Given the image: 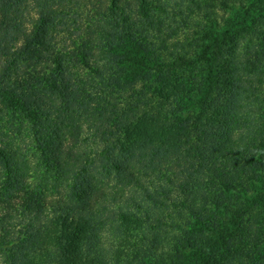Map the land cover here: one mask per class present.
Instances as JSON below:
<instances>
[{"label": "trees", "instance_id": "obj_1", "mask_svg": "<svg viewBox=\"0 0 264 264\" xmlns=\"http://www.w3.org/2000/svg\"><path fill=\"white\" fill-rule=\"evenodd\" d=\"M223 3L0 0V264H264L262 103L167 43Z\"/></svg>", "mask_w": 264, "mask_h": 264}, {"label": "rangeland", "instance_id": "obj_2", "mask_svg": "<svg viewBox=\"0 0 264 264\" xmlns=\"http://www.w3.org/2000/svg\"><path fill=\"white\" fill-rule=\"evenodd\" d=\"M218 6V5H217ZM243 3L242 7L238 4H222L216 9L213 19L198 21L194 27L181 30L177 38L170 37L168 44L176 47L171 58L178 66L175 75L184 77L201 73V67L191 68L187 66L192 58L191 45L195 46L197 41L202 42V48L207 46L206 36L211 32L220 34L218 43L204 52L214 63L217 79H224L227 65L223 62L230 51H234V59L238 62L233 68L241 70L237 75L238 82L248 83L251 92L255 95L252 105H260L264 108V0H253L250 7ZM248 13L246 15L245 13ZM239 16L237 17V13ZM202 20V19H200ZM234 23V24H233ZM244 23V24H242ZM195 38V39H194ZM179 43V46L176 44ZM203 53V52H202ZM181 57V58H180ZM229 57V56H228ZM232 57V58H233ZM184 62V64H183ZM186 64V65H185ZM191 66V65H190ZM203 73V72H202ZM259 99V100H258ZM261 100V101H260ZM190 117L199 116L197 111L189 113ZM193 120H190L192 124ZM192 129V125L190 127ZM192 131V130H191ZM235 192L247 191L248 196H252L260 189L254 183L244 187H233Z\"/></svg>", "mask_w": 264, "mask_h": 264}]
</instances>
